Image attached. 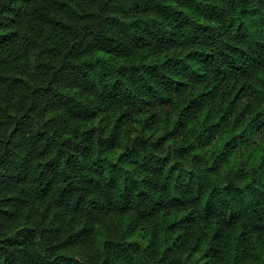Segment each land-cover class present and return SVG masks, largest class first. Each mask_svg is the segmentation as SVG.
<instances>
[{
    "label": "trees",
    "instance_id": "16d2710c",
    "mask_svg": "<svg viewBox=\"0 0 264 264\" xmlns=\"http://www.w3.org/2000/svg\"><path fill=\"white\" fill-rule=\"evenodd\" d=\"M0 264H264V0H0Z\"/></svg>",
    "mask_w": 264,
    "mask_h": 264
}]
</instances>
